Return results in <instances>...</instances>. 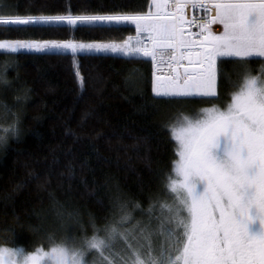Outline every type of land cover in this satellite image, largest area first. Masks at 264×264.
Masks as SVG:
<instances>
[{"label":"snow or ice","instance_id":"1","mask_svg":"<svg viewBox=\"0 0 264 264\" xmlns=\"http://www.w3.org/2000/svg\"><path fill=\"white\" fill-rule=\"evenodd\" d=\"M127 24L135 26L136 35L119 42L0 39V52L147 58L153 67V108L158 99L209 105L168 116L164 127L175 158L163 173V196L150 194L146 210L137 201H121L119 218L102 226L90 217L91 236L69 233L58 242L49 237L47 249L31 251L0 247V264H264V0H150L147 11L0 12L3 27ZM213 25L223 31H213ZM164 68L168 74L158 75ZM142 79L133 70L126 83L139 91ZM20 134L14 115L11 124L0 127V148ZM50 199L56 217L78 215ZM129 204L148 221L125 227L132 219Z\"/></svg>","mask_w":264,"mask_h":264},{"label":"trees","instance_id":"2","mask_svg":"<svg viewBox=\"0 0 264 264\" xmlns=\"http://www.w3.org/2000/svg\"><path fill=\"white\" fill-rule=\"evenodd\" d=\"M150 0H0V12L19 15L73 14L116 10L147 11ZM135 26H0V39L122 41ZM76 65L84 77L81 86ZM258 66L257 64L253 65ZM231 70V65H225ZM138 70L136 90L128 81ZM153 67L147 58L120 54L49 51L0 52V127L19 116L21 134L0 148V245L47 249L65 235H92L119 218V202L137 201L146 210L150 194L163 196L173 143L165 130L180 109L209 106L192 100H156ZM7 81V85L3 83ZM27 92V98L23 99ZM21 98L18 100L17 98ZM141 106L145 110L139 111ZM74 173H69V167ZM54 196L77 216L63 219L51 210ZM133 227L148 221L133 210ZM42 213L41 215H37ZM159 214V209L154 215Z\"/></svg>","mask_w":264,"mask_h":264},{"label":"built area","instance_id":"3","mask_svg":"<svg viewBox=\"0 0 264 264\" xmlns=\"http://www.w3.org/2000/svg\"><path fill=\"white\" fill-rule=\"evenodd\" d=\"M192 14H193L192 10H189V16H191ZM195 14H196V15H203V13L200 12L199 10H197V11L195 12ZM214 27H215V25H213V31H214ZM193 31H196V29H193ZM168 72H169V69L164 68L163 72H158L157 74L163 76V75H167Z\"/></svg>","mask_w":264,"mask_h":264},{"label":"rangeland","instance_id":"4","mask_svg":"<svg viewBox=\"0 0 264 264\" xmlns=\"http://www.w3.org/2000/svg\"><path fill=\"white\" fill-rule=\"evenodd\" d=\"M214 30H215V27H214ZM216 31V30H215ZM222 31V30H221ZM216 32H219V31H216ZM84 42V41H83ZM90 42H93V41H88V42H85V43H90ZM96 42H102V41H96ZM84 53H97V52H84ZM99 54H114V53H104V52H101V53H99ZM0 247H6V248H12V247H7V246H1L0 245ZM88 259L91 261V260H93L94 259V257L90 254L89 255V257H88Z\"/></svg>","mask_w":264,"mask_h":264},{"label":"bare ground","instance_id":"5","mask_svg":"<svg viewBox=\"0 0 264 264\" xmlns=\"http://www.w3.org/2000/svg\"><path fill=\"white\" fill-rule=\"evenodd\" d=\"M215 30L221 32V28L215 25ZM214 30V31H215Z\"/></svg>","mask_w":264,"mask_h":264},{"label":"crops","instance_id":"6","mask_svg":"<svg viewBox=\"0 0 264 264\" xmlns=\"http://www.w3.org/2000/svg\"><path fill=\"white\" fill-rule=\"evenodd\" d=\"M218 27H220L221 28V30L223 31V28H222V26L221 25H217Z\"/></svg>","mask_w":264,"mask_h":264},{"label":"flooded vegetation","instance_id":"7","mask_svg":"<svg viewBox=\"0 0 264 264\" xmlns=\"http://www.w3.org/2000/svg\"><path fill=\"white\" fill-rule=\"evenodd\" d=\"M217 26V25H216Z\"/></svg>","mask_w":264,"mask_h":264}]
</instances>
